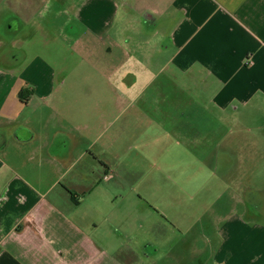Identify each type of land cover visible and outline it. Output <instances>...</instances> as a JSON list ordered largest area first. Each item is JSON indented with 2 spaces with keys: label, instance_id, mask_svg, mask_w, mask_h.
Segmentation results:
<instances>
[{
  "label": "crops",
  "instance_id": "1",
  "mask_svg": "<svg viewBox=\"0 0 264 264\" xmlns=\"http://www.w3.org/2000/svg\"><path fill=\"white\" fill-rule=\"evenodd\" d=\"M4 20L0 264H264V0H0ZM83 159L137 172L139 230L199 210L204 247L96 239L116 195L78 189Z\"/></svg>",
  "mask_w": 264,
  "mask_h": 264
},
{
  "label": "rangeland",
  "instance_id": "2",
  "mask_svg": "<svg viewBox=\"0 0 264 264\" xmlns=\"http://www.w3.org/2000/svg\"><path fill=\"white\" fill-rule=\"evenodd\" d=\"M45 19L46 24L52 33L55 32V29L58 28L62 22L54 15V10H50L48 14H45ZM6 22L7 20H4V22L0 24V40L2 41H6L11 36L7 30ZM31 30H33L34 33H31L30 37L34 36L37 43L36 45L31 46L32 48L29 50V52L24 53L28 58H32L34 55H37L38 49L40 48V37L35 36L40 32V30L35 26L32 27ZM84 171H87V174H84ZM73 173L81 177L74 181V184L78 186L79 190L86 191L91 189L93 185L96 184L97 188H107L111 192V195L113 193L116 195V197L111 196L110 202L108 199L106 202H102V204L106 203L107 205L102 206L101 204L100 210L94 209L93 211L92 208L90 213L85 214V220H94L96 223L97 230L94 235L96 239L107 240L109 238H117L119 240L125 241L129 237H134L135 243L138 246L140 243L142 244L148 239L153 241L156 239L164 240L166 237H182L179 233V231H181L184 234V239L185 237L187 238V244L184 247L182 246V249L188 248L190 246L200 249L204 247L200 236L201 225H199V220L196 218L199 217V210L194 213L193 218L191 216L189 218L188 216L191 215V212L188 207L180 210L181 212L175 210L166 211L164 213L162 212L160 213L162 218H156L153 215L146 216V227L143 231L139 230V226L143 223L140 215H147V213L150 212H148L147 207H143V205L140 204L138 209L134 207V198L137 199V197H134V195L138 190V181L136 182L134 180L136 179L135 175L137 172L133 171L130 166L123 165L122 167L119 164H113L111 165V169L108 171H101L99 165H95L86 159H83L80 162H76ZM122 196L126 198L124 202L121 199ZM94 200L99 201V198L96 197ZM112 200L116 203V207L114 205L113 208H111V202L113 204ZM86 208L89 209L88 206ZM169 224H171L173 227L175 225L177 230L171 228ZM193 224L194 228L191 229ZM188 228H190V230L186 231ZM137 246H132L131 248H136ZM143 247L145 246H140L141 249H143ZM148 248L150 247H147V249ZM210 251L211 248L208 249L207 254H210ZM139 253L140 254L138 256L141 257L143 252L140 249ZM138 262H140V264H151V262H148L143 258L141 261L137 260V263ZM176 264H188V262L180 260L176 262Z\"/></svg>",
  "mask_w": 264,
  "mask_h": 264
},
{
  "label": "trees",
  "instance_id": "3",
  "mask_svg": "<svg viewBox=\"0 0 264 264\" xmlns=\"http://www.w3.org/2000/svg\"><path fill=\"white\" fill-rule=\"evenodd\" d=\"M20 97H21L24 101H28V98H23V93H20Z\"/></svg>",
  "mask_w": 264,
  "mask_h": 264
}]
</instances>
